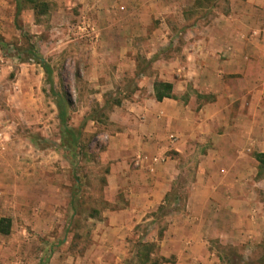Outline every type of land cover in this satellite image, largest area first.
<instances>
[{
    "label": "crops",
    "instance_id": "1",
    "mask_svg": "<svg viewBox=\"0 0 264 264\" xmlns=\"http://www.w3.org/2000/svg\"><path fill=\"white\" fill-rule=\"evenodd\" d=\"M84 1L96 22L105 0ZM212 1L133 0L163 28L134 48L133 60L125 52L135 68L144 55L150 72L109 116L105 180L109 201L123 193L125 204L91 220L90 243L71 262L122 264L149 244L147 264H213L214 237L234 244L255 231L253 196L264 182L255 157L264 153V0ZM159 82L172 85L161 101ZM182 177L189 178L183 192Z\"/></svg>",
    "mask_w": 264,
    "mask_h": 264
},
{
    "label": "rangeland",
    "instance_id": "2",
    "mask_svg": "<svg viewBox=\"0 0 264 264\" xmlns=\"http://www.w3.org/2000/svg\"><path fill=\"white\" fill-rule=\"evenodd\" d=\"M36 1L44 4L40 17L32 6L17 16L15 0H0V219L11 221L9 234H0V264H75L70 254L88 247L91 220L125 204L123 193L109 201L105 180L104 150L114 130L109 116L135 91L139 74L150 72L144 55L135 68L125 52L133 60L134 48L148 46L154 29L163 27L133 0H105L96 22L84 0ZM95 24L105 29L98 32ZM29 45L49 64L53 89L41 65L26 59L22 49ZM53 91L67 103V124L81 130L74 154L61 147ZM188 182L177 180V189ZM259 190L255 231L234 244L214 237L219 259L213 264H264V182ZM145 228L139 225L136 234ZM136 240L129 239L130 253ZM135 255L122 264H138Z\"/></svg>",
    "mask_w": 264,
    "mask_h": 264
},
{
    "label": "trees",
    "instance_id": "3",
    "mask_svg": "<svg viewBox=\"0 0 264 264\" xmlns=\"http://www.w3.org/2000/svg\"><path fill=\"white\" fill-rule=\"evenodd\" d=\"M25 3H29L30 6L34 8V10L37 13L43 12V3L37 2L36 0H15L16 10H17V16L21 13ZM18 24V23H17ZM22 51L25 53L26 59H33L36 61L39 65H41L46 78L47 82L49 83V86L51 89H53V80H52V71L42 56H40L37 51L35 50V47L32 45H29L22 49ZM172 91V85L165 82H159L155 85V97L158 101H161L163 98H169L171 96ZM53 94L56 97V107L58 109V119L61 124V128L63 130V137L61 138V147H63L65 150L69 151L70 153L74 154L75 150L79 148L80 145V139L82 137L81 130L75 129L73 127H70L67 124V103L63 96L57 94L53 91ZM120 104V102H117L116 105ZM255 157L257 161L259 162V173L258 175L264 174V153H258L255 154ZM10 223L11 221L7 218H1L0 219V234L7 235L10 232ZM153 246L149 244H141L140 250L137 253V256L135 258V262H138V264H147L151 262L149 259V253L152 251ZM162 262H169V260H161ZM160 262H154V264H159Z\"/></svg>",
    "mask_w": 264,
    "mask_h": 264
}]
</instances>
